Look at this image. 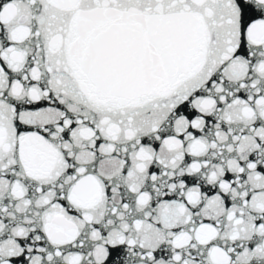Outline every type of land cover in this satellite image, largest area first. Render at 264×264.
Instances as JSON below:
<instances>
[{"label":"snow or ice","instance_id":"snow-or-ice-1","mask_svg":"<svg viewBox=\"0 0 264 264\" xmlns=\"http://www.w3.org/2000/svg\"><path fill=\"white\" fill-rule=\"evenodd\" d=\"M0 264H264V0H0Z\"/></svg>","mask_w":264,"mask_h":264}]
</instances>
